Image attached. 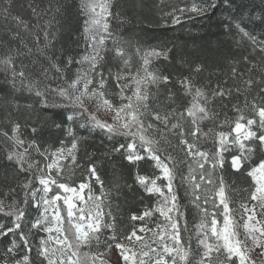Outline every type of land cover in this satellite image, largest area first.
I'll use <instances>...</instances> for the list:
<instances>
[{
  "label": "snow or ice",
  "instance_id": "snow-or-ice-1",
  "mask_svg": "<svg viewBox=\"0 0 264 264\" xmlns=\"http://www.w3.org/2000/svg\"><path fill=\"white\" fill-rule=\"evenodd\" d=\"M115 2L80 0L85 17L81 35L87 51L78 59L67 56L63 64L56 50L59 4L49 0L42 8L29 3L35 23L14 14V0H4L0 7V16L14 22L5 25L7 41L0 40L4 47L0 69L6 83L13 91L19 87L38 98L43 109L64 110L52 113L51 123L56 128L68 124L66 141L54 150L42 147L35 138L40 131L37 127L29 126L32 139L21 134L18 122L10 131L0 128L6 159L18 172L27 174L19 185L20 194L14 187L0 193V215L8 218L7 223L0 222V237L12 234L4 255L15 257L23 250V256L11 264H37V260L39 264H113L115 248L120 264H257L251 253L259 249L264 257V62L257 65L244 56L247 67L240 69V62L232 61L229 79L233 83L224 80L210 91L195 84L192 77L178 79L187 103L181 105L169 89L162 104L160 86L168 85L170 77L153 64L161 58L169 60L171 48L133 45L117 38L112 28V20H120L119 13L113 11ZM218 7L229 12L238 8L235 0H191L162 11L160 19L166 26L176 25L182 18L203 17ZM261 20L264 22V16ZM231 21L229 29L234 25L264 57V39L258 40L247 30L243 15ZM22 33L32 37L39 53L30 61L31 70H26L30 65L22 58H29L34 49ZM108 53L115 68L108 65ZM73 64L79 67L69 77L66 73ZM202 70V65L193 69L197 73ZM49 80L59 83L53 87ZM252 92L258 93L259 103L256 96L249 101ZM233 95L244 96L243 106L234 102L235 115L220 120L210 105L219 99L227 107L225 101ZM57 116L61 123L56 122ZM206 121L211 125L207 130L202 127ZM81 130L104 134L111 143L102 154H120L137 169L136 184L155 197L152 207L130 215L131 221L140 223L127 232L117 230L112 190L105 187L98 172L95 153H85L87 165L79 159L81 143L87 139ZM202 141H210L213 148L201 147ZM258 151L260 159L252 164ZM141 161L152 162L153 174L139 172ZM226 161L234 172L243 170L251 178V189L238 207L232 206L234 190L223 176ZM78 169L84 171L77 183L73 178ZM177 180L199 215L186 238V206L180 202ZM30 203L37 215L25 223ZM4 264H9L8 260Z\"/></svg>",
  "mask_w": 264,
  "mask_h": 264
},
{
  "label": "trees",
  "instance_id": "trees-1",
  "mask_svg": "<svg viewBox=\"0 0 264 264\" xmlns=\"http://www.w3.org/2000/svg\"><path fill=\"white\" fill-rule=\"evenodd\" d=\"M178 1V0H177ZM191 1V0H190ZM31 2L39 4L40 7H45L49 4V0H14V14L22 16L25 20L35 23L31 12L27 5ZM55 4L61 6L59 14V32L57 34L56 50L57 56L61 64L67 56H72L78 59L83 54V38L82 30L85 17L80 12V0H51ZM238 8L234 7L231 12L224 8L218 7L206 16L196 17L195 19L182 18L180 24H168L167 26L161 22L160 8L161 0H118L115 11L119 13L120 20L114 22L113 30L117 33V37L124 41H129L133 45L139 43L142 46L166 47L171 48L169 60L163 58L154 62L153 67L163 74L170 77L168 85H161L159 93V102L165 103L169 89L175 95L181 105L187 103L188 97L182 95V89L177 82L183 77H192L195 84L205 87L206 90L215 88L217 83L223 84L224 80H228V84L233 82L229 79L232 61H239L237 65L240 69H246L243 62V57L248 56L250 60L260 65L264 62V57L258 50L253 49V45L246 38H242L236 31L233 25L229 29V23L232 22V17L243 15L246 22L247 30L253 33L257 39H264V22L261 17L264 16V2L262 0H235ZM219 3V0H217ZM4 5V0H0V7ZM251 19V23L247 21ZM123 21V22H121ZM239 23V19L235 21ZM14 24L13 21H5L0 16V40L7 41L5 25ZM245 26V25H242ZM30 47L34 52L29 58H22L25 64L30 65L31 60H36L39 53L35 51L36 44L30 35L22 33ZM15 43V42H12ZM43 43V41H42ZM4 54V47L0 46V55ZM196 65H202L203 70L199 73L194 72ZM76 64H73L68 69L66 75L71 77L75 70ZM31 70V65L29 69ZM50 76L55 73H50ZM257 79L259 78L257 69ZM53 87L59 81L49 80ZM257 97V102H260V97L257 92L249 94L248 99ZM35 96L30 95L27 91H13L9 83L5 81V73L0 69V104L4 107L0 108V120L5 124L7 117L11 114L13 119L21 124V131L28 139L34 138L30 132V127H37L40 131L35 137L42 147H49L54 150L61 146V141H66V129L68 124H63L61 128H56L52 125V113L64 111L60 109H43L37 104ZM244 96H236L225 101L228 105L223 107L220 100L217 99L210 107H215L219 113V119L223 120L225 116L231 118L235 115L232 104L239 103L243 106ZM17 104L19 107L17 108ZM246 114H250L247 113ZM57 123H61L60 117H55ZM5 126V125H4ZM189 127V125H185ZM211 126L210 122H205L202 127L205 130ZM8 130L6 127H0ZM223 130H228L227 128ZM10 131V130H9ZM81 135L87 137L82 141L79 153V159L87 165L85 153H95L93 160L98 162L97 169L101 178L105 182V187L112 190V212L116 217V225L118 232H127L132 225L140 222H133L129 219L133 213L139 214L146 207H152L155 204V197L149 196L135 182V173L137 169L128 164L120 154L103 155L107 151L106 146H110V141L99 131H94L89 134L86 130H81ZM191 139V138H190ZM0 193L7 191L9 188H16L17 194L21 193L19 185L25 180L26 173L18 172L16 166L6 159L5 142L3 137H0ZM173 144L176 143V138H172ZM201 147L212 149L213 145L210 141H202ZM38 158V157H36ZM184 167V166H182ZM141 174L151 175L155 171L151 161H141L139 165ZM84 169H78L80 175ZM223 176L233 192V207H238L241 200H245L248 192L245 190L251 187L250 178L243 173L234 172L226 161L223 169ZM248 180V183H244ZM33 180V184H34ZM79 182V181H78ZM77 182V183H78ZM177 191L180 197L181 204L186 206V219L188 222L189 233H184L185 238L193 232L194 226L197 224V219L192 212V205L189 199L185 197L183 188L179 180H177ZM245 198V199H244ZM34 210L31 207L26 209L25 223L33 220L35 217ZM156 216L152 219L156 220ZM8 218L0 215V222L7 223ZM9 236L0 237V261L8 260L9 263L13 259H19L23 256V250H18L15 257L5 256V248L9 246ZM33 245L35 244V236H33ZM195 248V239L192 241ZM32 255L35 257V251ZM37 264L39 261L37 260Z\"/></svg>",
  "mask_w": 264,
  "mask_h": 264
},
{
  "label": "rangeland",
  "instance_id": "rangeland-1",
  "mask_svg": "<svg viewBox=\"0 0 264 264\" xmlns=\"http://www.w3.org/2000/svg\"><path fill=\"white\" fill-rule=\"evenodd\" d=\"M117 1L118 0H116V2H115V6H117ZM191 1L190 0H164V2L162 3V6H161V8H160V12H162V11H168V10H170V8L173 6V5H183V4H186V3H190ZM113 11L114 12H116L115 11V7L113 8ZM114 22H117V20H112V27H113V24H114ZM118 33V32H117ZM117 33H115V35H116V37H117ZM118 38V37H117ZM119 39H121V38H119ZM122 40V39H121ZM82 52H83V54L87 51V49H86V46L84 45V42H83V48H82ZM82 54V55H83ZM108 65L109 66H112L113 68H115V66H116V64H115V62L112 60V54L111 53H108ZM77 67H79L78 65H76V68ZM75 68V69H76ZM74 73H75V70L72 72V76L74 75ZM71 76V77H72ZM1 106L2 107H4V105L3 104H0V108H1ZM0 123H1V120H0ZM13 123H16V121L13 119V115H9L8 117H7V121H6V123L5 124H2V125H0V127H6L8 130H10L11 129V127H12V124ZM5 125V126H4ZM21 134H22V131H21ZM23 136H24V134H22ZM25 137V136H24ZM27 138V137H26ZM1 141V140H0ZM227 156H231L232 155V153H228V154H226ZM260 156H261V153L258 151L257 153H256V155H254L253 157H252V160H251V163L252 164H255L259 159H260ZM37 159H41L42 160V158H40V157H38ZM245 167H248V165H245ZM182 170L183 171H185L186 172V166H184V167H182ZM248 177V176H247ZM82 177L77 173V175H76V177H74L73 179L76 181V182H78L80 179H81ZM250 178V177H249ZM244 183H248L249 184V182H248V180H246ZM252 182H251V178H250V184H251ZM34 186H38L37 185V182L36 181H34ZM181 186H182V188H183V192H184V194H185V187L181 184ZM251 189V187L249 186V187H247L245 190H250ZM98 190V189H97ZM248 192V191H247ZM185 197L186 198H188L186 195H185ZM247 197V195L245 196V198ZM244 198V199H245ZM189 199V198H188ZM242 201V200H241ZM34 209V208H33ZM192 212H193V215L195 216V219H197V222L196 223H198L199 222V215L197 214V212H196V210L194 209V208H192ZM34 213H35V217H36V215H37V211L36 210H34ZM35 217H33V219L35 218ZM259 249H257L256 251H254V252H252L251 253V256H252V258L254 259V260H256L257 261V264H264V257H262V256H260L259 255ZM111 260H112V262H113V264H120V260H121V258H120V256L118 255V250H116L115 248H113L112 249V252H111ZM0 264H4V262H1L0 261ZM9 264H11V263H9Z\"/></svg>",
  "mask_w": 264,
  "mask_h": 264
}]
</instances>
